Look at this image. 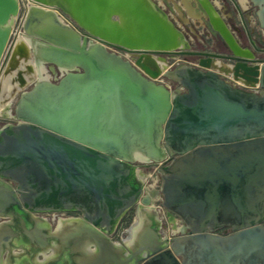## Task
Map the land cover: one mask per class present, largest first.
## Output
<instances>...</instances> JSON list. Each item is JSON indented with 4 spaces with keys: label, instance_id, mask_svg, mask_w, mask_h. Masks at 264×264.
I'll return each instance as SVG.
<instances>
[{
    "label": "water",
    "instance_id": "water-1",
    "mask_svg": "<svg viewBox=\"0 0 264 264\" xmlns=\"http://www.w3.org/2000/svg\"><path fill=\"white\" fill-rule=\"evenodd\" d=\"M246 1L264 35V0ZM32 2L27 19L37 13L38 24L12 33L17 1L0 0V106L3 83L15 101L0 127V217L26 219V229L9 236L0 229V264H264V48L242 46L213 0L194 3L229 54L191 50L153 0ZM233 2L241 15V0ZM56 11L96 41L59 22ZM151 54L167 56V65L198 58L154 76L139 62ZM214 59L230 65L231 76L218 73ZM35 60L63 75L36 78ZM136 161L158 166L159 189L142 188ZM148 192L185 234L158 232ZM72 207L83 216L58 231L33 216ZM130 209V224L113 240Z\"/></svg>",
    "mask_w": 264,
    "mask_h": 264
},
{
    "label": "rangeland",
    "instance_id": "rangeland-1",
    "mask_svg": "<svg viewBox=\"0 0 264 264\" xmlns=\"http://www.w3.org/2000/svg\"><path fill=\"white\" fill-rule=\"evenodd\" d=\"M153 1L158 4V0H153ZM213 1L216 2L221 14L225 17L227 23L232 28L237 38H238V28L241 24L240 22V19H241L246 23L247 27H249L251 31L253 32L254 40L255 41L260 40L261 36L258 30L259 28L258 23L255 20V18H253L254 8L250 6V4H246L247 6L246 8H244L245 11L242 12L240 15L233 0H213ZM176 4L180 6L181 4L180 0H170L168 2L169 6L168 5L165 7L161 6V8H163L165 12L167 13V15L169 16V18L183 30L186 37L190 38L191 49H196V50L206 51V52H215L216 51L215 49H218L221 46L225 47L224 43L219 38L212 36L208 32V29L205 27L204 23L200 21L193 22L191 18H188L186 21H183V19L181 18V16L179 15L175 7ZM183 13L184 15L186 14V12H183ZM197 58H198L197 56H193V57L180 56L179 58L174 57L173 59H169V65H168L169 68L167 71H173L174 67L178 65H184V64H189V63L195 64L197 61ZM47 72L49 75V80L52 81V75L50 74L48 70ZM163 79H165V82L167 81L170 82L169 86H171L172 89H176L178 87V84L173 79L168 78V77H164ZM14 104H15V101H13L10 106L12 110L14 108ZM4 122L5 124L8 123V121H5L2 119V117H0L1 126L4 125ZM134 164L136 168L141 170V173L145 175L144 180L143 181L140 180L142 183V188H144L145 186H148V184L150 183V179L147 178L149 174V166L147 164L140 163L137 161ZM155 178H156V183H155L156 189H159V185H160L159 176L156 174ZM157 199H159V197H157ZM157 203H159V200H157ZM131 215H133V213ZM129 218L130 217H128L127 223L130 220ZM161 231L167 235L168 233L167 225H166V228H163Z\"/></svg>",
    "mask_w": 264,
    "mask_h": 264
},
{
    "label": "flooded vegetation",
    "instance_id": "flooded-vegetation-1",
    "mask_svg": "<svg viewBox=\"0 0 264 264\" xmlns=\"http://www.w3.org/2000/svg\"><path fill=\"white\" fill-rule=\"evenodd\" d=\"M39 19H40V16L37 13H34L33 15H31V18L27 19V21H26L27 28L30 31H33L34 28L36 27V25L38 24ZM240 22H241V24L238 28V38H239L238 40H239L240 44L242 46H245V47L253 48V43H254L255 46H257L258 48H264V42L262 41V38H260V40L255 41L253 38V32L251 31V29L249 27H247L245 22L243 24L241 19H240ZM12 24H14V23L12 22ZM191 50L200 51V50H196V49H191ZM215 50H216L215 51L216 53L229 54L226 46L225 47L221 46L220 48L215 49ZM187 56L193 57V55H187ZM259 56L262 59H264V51L259 52ZM44 65H45L46 69L50 72L51 75H57L58 76V74L60 73V70L57 66L52 65L50 63H44ZM3 120H5V121L10 120L11 121L10 118L9 119L6 118ZM4 124H5V122H4ZM148 166L150 167V166H154V165L152 163V164H148ZM157 175L159 176V180H160V172L157 171ZM159 203H157V204H159ZM156 211H157V214H158V217L160 220V224L158 226V232L161 235L165 234L161 230L163 228H166V225L168 228L167 236L182 235V234L186 233L185 231H182L180 229L177 231H173V229H174L172 227L173 225H171V224L169 225L170 220L168 219V216H166L165 212H163V210L158 208V207H157ZM132 213H133V210L130 209L127 213H125L122 216V218L120 219V221L118 222V224L116 226L114 233L111 236L113 240H116V241L119 240V237L121 236L122 230L125 229L130 224V222L132 220V217H133L131 215ZM33 214L38 215L39 216L38 218L46 220L47 222L52 221L56 225H58L62 221L75 220V219L83 216L82 215L83 213L80 210L73 208V207L70 209H54L53 211H49V212H35ZM128 217H130L129 218L130 220L127 223ZM151 217H149L147 219L148 222L150 221L149 219H151ZM25 220L26 219H25L24 215L23 216L16 215L15 218H13V219L11 217H0V229H2V228L7 229L6 233L9 236L10 234L13 233V231H15L14 229H26L25 228V224H26ZM152 220H153V218H152ZM175 224L179 225V222H176ZM145 229H152V228L148 224ZM224 231L225 230H218L216 233L219 235H226L228 232H224ZM151 234L153 237L155 236L154 231ZM6 242L11 243L9 240ZM14 243H17L18 245H24V241H22V240H20V241L17 240ZM21 263L26 264L27 262H26V260H21Z\"/></svg>",
    "mask_w": 264,
    "mask_h": 264
},
{
    "label": "bare ground",
    "instance_id": "bare-ground-1",
    "mask_svg": "<svg viewBox=\"0 0 264 264\" xmlns=\"http://www.w3.org/2000/svg\"><path fill=\"white\" fill-rule=\"evenodd\" d=\"M170 0H158V4L165 7L168 5V2ZM180 6L179 5H175L179 15L181 16V18L183 19V21H186L188 18H191L193 22H202L203 23V17H202V13L197 9L194 0H180ZM242 6L244 8H246V0H241ZM169 6V5H168ZM36 6L32 5L30 7V10L32 8H34ZM53 11V10H52ZM55 13V11H53ZM183 12H186V14L184 15ZM57 19L59 20V22L63 23L64 25H66L63 20L61 18H59L57 16ZM24 39L26 41H28L29 43H31L30 39L28 37L24 36ZM139 62L142 63L144 69L146 72H148L150 75H154L157 76L158 73H164L166 71L167 68V63L164 61H159L157 58L153 57V56H144V57H140L139 58ZM35 77L38 79H48L49 75L47 72V69L44 65V63L40 60H35ZM153 67L155 70H152ZM212 67L218 72L221 73L223 75H227V76H231V66L228 64H224L222 61L214 59L212 62ZM155 71V72H154ZM237 84L239 85H244V86H250V84L248 83V81H246L244 78L242 77H237V79L235 80ZM5 89L2 90L4 97H6V101L5 103L0 106V117H6V118H10L12 117V112L10 111L11 108V104L8 101L9 98H11V96H8V91H9V87L10 84L9 83H3ZM142 174V175H140ZM137 175L139 180H144L145 175L143 173H140ZM152 192V191H151ZM148 196H154L152 193H147ZM150 201V200H149ZM171 225H173V222L170 223ZM175 229H173V231H177L179 230V226L175 224ZM178 226V227H177Z\"/></svg>",
    "mask_w": 264,
    "mask_h": 264
},
{
    "label": "built area",
    "instance_id": "built-area-1",
    "mask_svg": "<svg viewBox=\"0 0 264 264\" xmlns=\"http://www.w3.org/2000/svg\"><path fill=\"white\" fill-rule=\"evenodd\" d=\"M17 1V4H18V10H17V13L13 16H11V20H10V28H11V31L12 33H14V31L20 26V27H23L25 22H26V19H27V16H28V13L30 11V7L33 4L32 0H16ZM56 15L61 18L63 20V22L78 30V27L77 25L69 18L68 15H64L62 13H60L59 11H56ZM12 22L14 24H12ZM80 35H86L87 37V40L89 42H94L96 41V39L93 37V36H90L88 34H85L83 33L82 31L78 30ZM264 42V41H263ZM107 49H109L110 51H113V52H116L120 55H122L123 57L129 59V60H132L134 57L131 53L129 52H126V51H122L121 49L117 48V47H114V46H106ZM151 56L157 58L159 61H163V58L167 57V56H163V55H159V54H151ZM63 75V71L60 70V73L57 75H52V80L53 81H57L61 76ZM164 78V77H163ZM163 78H160V80L162 81ZM163 82V81H162ZM175 90V89H174Z\"/></svg>",
    "mask_w": 264,
    "mask_h": 264
},
{
    "label": "crops",
    "instance_id": "crops-1",
    "mask_svg": "<svg viewBox=\"0 0 264 264\" xmlns=\"http://www.w3.org/2000/svg\"><path fill=\"white\" fill-rule=\"evenodd\" d=\"M246 4H250V3H248L247 1H246ZM250 6H252L251 4H250ZM242 7V12H244L245 11V9H244V7L243 6H241ZM253 7V6H252ZM254 8V17L253 18H255V20L257 21V19H256V16H255V7H253ZM258 23V22H257ZM258 30H259V33H260V38H262V41H264V35H262V33H261V31H260V29L258 28ZM163 81V83H165L166 85L168 84V86H169V81H167V82H165V79H163L162 80ZM171 87V86H170ZM178 88V87H177ZM176 88V89H177ZM3 126V125H2ZM0 127H1V125H0ZM137 170H138V168H136ZM141 171V170H140ZM157 171L158 172H160V170H159V168H158V166H150L149 167V174H148V176H147V178H149L150 179V183L148 184V190L151 192V191H153L154 189H156V185H155V183H156V174H157ZM138 175V174H137ZM143 195H144V193H143ZM150 198L152 199V205L154 206V207H156V209H157V207H158V204H157V197L156 196H150ZM146 206H148L149 207V205H146ZM162 209V208H161ZM33 216L34 217H39L38 215H35V214H33ZM49 222V221H48ZM50 223V229H51V231H58V225H56L54 222H52V221H50L49 222ZM59 229H63V228H60L59 227ZM37 231H39L40 232V230L39 229H36ZM51 243H52V245H54L55 247H57V243H55L54 241H50ZM16 253H18L19 252V250H16L15 251ZM51 252H53L51 249H49L48 250V252H47V254H49V253H51ZM42 257H41V255H38L37 256V259L39 260V259H41Z\"/></svg>",
    "mask_w": 264,
    "mask_h": 264
}]
</instances>
